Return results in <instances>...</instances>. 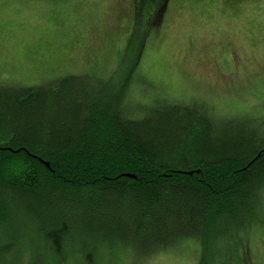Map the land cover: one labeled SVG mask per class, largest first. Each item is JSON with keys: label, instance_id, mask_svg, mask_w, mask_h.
<instances>
[{"label": "trees", "instance_id": "trees-1", "mask_svg": "<svg viewBox=\"0 0 264 264\" xmlns=\"http://www.w3.org/2000/svg\"><path fill=\"white\" fill-rule=\"evenodd\" d=\"M157 1L134 22L158 26ZM118 59L113 85L0 83V264H262L264 115L233 122Z\"/></svg>", "mask_w": 264, "mask_h": 264}, {"label": "rangeland", "instance_id": "rangeland-1", "mask_svg": "<svg viewBox=\"0 0 264 264\" xmlns=\"http://www.w3.org/2000/svg\"><path fill=\"white\" fill-rule=\"evenodd\" d=\"M239 1L172 0L150 26L154 14L134 22L136 0H0V83L39 86L98 72L95 84L113 85L105 73L126 57L125 70L142 71L165 93L202 95L218 112L246 114L233 122L253 127L247 114L264 115V0ZM185 251L148 264H197Z\"/></svg>", "mask_w": 264, "mask_h": 264}, {"label": "flooded vegetation", "instance_id": "flooded-vegetation-1", "mask_svg": "<svg viewBox=\"0 0 264 264\" xmlns=\"http://www.w3.org/2000/svg\"><path fill=\"white\" fill-rule=\"evenodd\" d=\"M226 1H228V0H226ZM233 2H239V3H242V1H239V0H232ZM158 1L157 0H155V4L157 3ZM171 2H172V0H165V4H164V7H163V11L165 10L166 11V13L165 14H167V11L170 9V5H171ZM162 11V12H163ZM161 12V13H162ZM162 15V14H161ZM161 15H160V17H159V19L158 20H161ZM165 16V15H164Z\"/></svg>", "mask_w": 264, "mask_h": 264}]
</instances>
